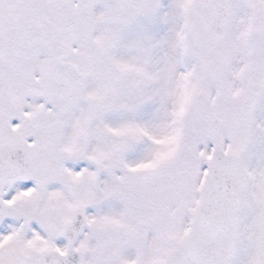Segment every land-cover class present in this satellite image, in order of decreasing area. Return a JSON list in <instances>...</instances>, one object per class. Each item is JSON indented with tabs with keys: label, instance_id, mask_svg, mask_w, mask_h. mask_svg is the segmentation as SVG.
<instances>
[{
	"label": "snow or ice",
	"instance_id": "obj_1",
	"mask_svg": "<svg viewBox=\"0 0 264 264\" xmlns=\"http://www.w3.org/2000/svg\"><path fill=\"white\" fill-rule=\"evenodd\" d=\"M0 264H264V0H0Z\"/></svg>",
	"mask_w": 264,
	"mask_h": 264
}]
</instances>
